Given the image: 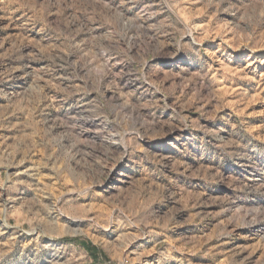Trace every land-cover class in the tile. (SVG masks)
I'll use <instances>...</instances> for the list:
<instances>
[{"label":"clouds","instance_id":"9594fccd","mask_svg":"<svg viewBox=\"0 0 264 264\" xmlns=\"http://www.w3.org/2000/svg\"><path fill=\"white\" fill-rule=\"evenodd\" d=\"M12 25L0 41V65L15 62L0 72V264H133L132 242L201 204L234 207L205 242L264 222L233 198L264 197V181L221 170L229 160L264 177L244 143L257 98L240 86L264 64V0H0V29ZM194 182L233 195L205 199L184 187ZM157 201L178 206L158 215ZM97 240L100 256L85 247Z\"/></svg>","mask_w":264,"mask_h":264},{"label":"rangeland","instance_id":"374dc122","mask_svg":"<svg viewBox=\"0 0 264 264\" xmlns=\"http://www.w3.org/2000/svg\"><path fill=\"white\" fill-rule=\"evenodd\" d=\"M20 12H16L13 19L19 17ZM4 24H8L7 20L3 21ZM39 27V26H38ZM18 32L14 25L9 26L6 30L0 29V41L4 40L6 36L17 35ZM29 39L40 40L41 34L37 30H30L24 33ZM43 43V41H42ZM55 43V41H51ZM9 47V42L4 41L3 47H0V54H2ZM264 51V50H261ZM14 61H8L6 65H0V72L6 71L8 67L14 66ZM34 68H40L45 66V62H34L32 65ZM234 67L237 65H233ZM243 67V65H239ZM255 71H249L248 75L251 77L250 81H246L241 84L250 94L251 97H256L255 103L249 102L245 107V112L247 115L248 127L253 132L254 137H245L244 143L248 146L249 155L252 157L253 161L260 167H264V90H257L260 86L257 81L261 76H264V64L253 65ZM22 75L21 72L14 73V76ZM16 86L13 90L20 91L21 86L24 84L23 80H17L15 82ZM47 91V90H46ZM50 95H56L55 89L49 92ZM4 103L0 100V104ZM231 103V101H229ZM230 111L231 109H227ZM14 123H19V121L13 117L11 118ZM7 133L0 134V151H2L6 145L3 142L2 136ZM165 147L164 145H157L154 150H159ZM167 154V150L165 151ZM192 163V161H188ZM200 164L207 167L220 166L218 161L208 157L205 158ZM199 166V165H194ZM117 168L120 166L117 165ZM221 170L225 175L232 174L238 176L241 180L246 182H254L257 180L264 181V177H261L259 173L253 174L251 168H242L232 161L225 160ZM9 171H14V169H9ZM189 193H205L207 198H217L224 195H233L230 189L224 186L211 187L203 182L185 184ZM237 201V206L245 208H264V197H236L233 196ZM191 203V200L189 201ZM95 204V202H94ZM101 210L104 209L102 203L95 204ZM174 202L168 204H161L157 201L153 204L152 208L155 214L163 215L168 211L169 208L177 207ZM221 205L219 204H201L196 208L184 209L173 214L174 223L177 225L174 228H169L164 232H151L147 235L139 237L136 241L132 242L127 251L133 253L131 259L133 264H240V261L244 260V257L249 256V251H252V255L248 260L244 261V264H264V222L257 223L251 227H240L235 228L231 236H213L212 239L205 242L207 236L212 235L213 230L216 228L217 224L221 221L226 220L229 215H231V210L221 213L219 216L212 215L220 211ZM197 213H200L205 218L202 222H197L199 217ZM191 217H196V220L192 222L185 223L189 221ZM234 225L228 224L226 230L231 231ZM191 237H196L202 246H198V250L193 248L192 245L188 244L187 241ZM105 239H109L105 237ZM183 241L184 243H181ZM174 245V247H171ZM96 246L101 250V243L99 240L96 241ZM212 249L208 255L204 253ZM240 249H245V251H239ZM103 254V253H101ZM105 255V259L108 257ZM100 256V255H96ZM167 257V259H165Z\"/></svg>","mask_w":264,"mask_h":264},{"label":"trees","instance_id":"16d2710c","mask_svg":"<svg viewBox=\"0 0 264 264\" xmlns=\"http://www.w3.org/2000/svg\"><path fill=\"white\" fill-rule=\"evenodd\" d=\"M85 247H88L89 250L96 256V255H102L101 251H99V249L97 248V246L95 247H91L88 243H85Z\"/></svg>","mask_w":264,"mask_h":264}]
</instances>
